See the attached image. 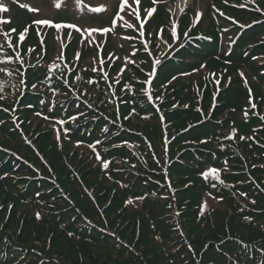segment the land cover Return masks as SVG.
<instances>
[{"label":"trees","instance_id":"16d2710c","mask_svg":"<svg viewBox=\"0 0 264 264\" xmlns=\"http://www.w3.org/2000/svg\"><path fill=\"white\" fill-rule=\"evenodd\" d=\"M93 1L82 0V2H89L90 4ZM205 1L201 0V2ZM207 2L209 4V0ZM73 3L75 11L71 14L79 21L85 14V10L78 0H73ZM149 5L150 3L145 4L147 7ZM55 6L56 4L53 7ZM212 22L214 21L212 20ZM213 32L214 25L207 29V33L212 34ZM261 38H264V23L250 32H246L237 44L231 45L232 51L227 55L221 53L217 43L219 40L213 38L212 42L214 43L208 44L203 49L198 60L203 62L210 59H221L233 69H237V67L250 69L253 73H257L259 81L264 82V64H262L264 62L253 63L255 59L261 57L260 53L264 52V41ZM117 39L118 33H115L112 38L107 39V42L111 45ZM114 46L117 47V45ZM66 59L74 62L67 50ZM15 60L13 65L7 67L4 73H12L15 63H17L16 65L21 64V59ZM45 62L46 65L41 64V73L49 76L52 80L57 79L55 75L57 67L49 63L48 60ZM31 65L34 66L35 62L32 61ZM58 66L63 69L66 68L61 64ZM82 67L80 70L84 72L80 71L79 73V69H77L80 77L76 81L77 87L82 89L79 98L82 104L62 102L63 99H56L58 95L53 83V85L46 84L44 90L34 88V91L29 92L18 82L17 85L20 89L15 90L14 84L10 87L9 81L0 76V102L18 103L22 110L29 115L30 109L36 107H38L37 114L39 113L38 110L59 112L57 117L52 120V123L55 124L52 129L44 128L40 123L34 125L29 122L34 127L33 130L47 134V136H42V142L38 141V148L41 145L44 146L48 163L56 174L60 173L57 167L62 166V177L64 178V192L59 191L60 195L56 193L47 199L45 206L48 209L38 211L30 208L27 211H21L18 207L20 204L16 202V212L20 215L30 212L33 215V217L26 215L24 218L18 216L23 229L31 231L30 237L43 235V232H39L43 229L45 239L49 240L48 244L45 243V240L39 245L35 244L34 241H17V238L5 232L9 226L4 225L5 229L0 227V264H264V163L261 159L258 160L257 149L259 148L247 147L245 150L239 149L238 151L234 145L232 152L228 154L222 152V148L215 149L206 144H199L201 141L208 143L217 135L224 134L218 129H209L213 126L205 123L192 131L189 136L187 133L178 134V130L173 135L170 134L167 137L168 141L164 143L157 141L160 135L159 127L153 125L154 129H151V126L146 125L143 130L146 136L153 138L154 142L151 140V146L153 147L152 144H155L157 147V150H152L146 142H143L144 137L140 131L134 128L129 120L123 118L129 113V109L138 110L133 105L132 97L136 100L134 104H140L141 111H144L142 106L146 105L148 101H153L154 106L165 104L162 105L164 112H161L164 114V120L167 128H169L165 133L162 131V134L166 135L175 125L179 126V118L186 119L195 116L191 112L183 115L178 112L167 113L169 105L180 106V109L187 107L186 109L191 110L192 105L198 104L202 96L211 98V91L216 85V80L212 77L208 78V75L204 77L201 75L184 76L186 78L184 85H179L174 90H168L164 95L158 89V83L155 82L157 88L155 90L150 89V91L143 89L144 97L140 98V93H134L139 89L133 87L132 92L128 90L139 77L134 80L130 79L134 73L130 69L131 67L124 65L123 68L119 69L118 78L110 77L115 95L114 100L120 106L119 110L122 117L116 114H109V116L116 122L117 128L120 127V124H124L128 130L121 135H118V132L111 133L100 143H90L89 131L93 126L94 116L87 115L83 104L90 102L97 105V102L90 99L92 97L88 95L91 89H95L96 83L86 79L90 74L86 72L83 65ZM175 67L176 65L169 63L163 66L162 70L171 71L173 74L181 71L176 70ZM110 68L111 70L115 69L114 66ZM43 69L51 71L54 76L46 73ZM32 70L33 73H30L33 74L34 79H37L41 73ZM77 72L72 77L76 76ZM90 73L92 74L91 70ZM164 76H167L165 78L167 79L168 73ZM126 78L128 81H125ZM121 88H125L126 91L123 92ZM18 90H20L19 94H17ZM232 91L235 92L232 93L233 95L231 94ZM43 95L44 98L47 96L54 99L47 101ZM7 96L12 97L7 101ZM240 96L242 98L240 102L243 106H233ZM248 99L244 89L231 87L221 100L226 104L222 107V111L235 112L242 109L245 118L246 109L249 106ZM232 100L234 102H231ZM204 101L206 102V100ZM253 102H255L253 110L255 107L261 110V117H264L263 88L261 95L259 97L255 95ZM202 108L206 111V106L202 105ZM149 109L153 110L152 107ZM218 114L215 113V116ZM168 115L170 116L168 117ZM206 115L205 117L208 118ZM228 118L231 116H226L223 120H228ZM235 118L236 115H232V121ZM200 121V117L195 116V120L190 123ZM235 121L239 122L237 128L242 129L239 136L245 138L252 123L243 121L239 117ZM156 122L159 123L158 118ZM196 130L198 131L196 132ZM230 130L233 129H226V131ZM195 132L196 135H194ZM0 136L3 139L2 133ZM11 141H13V137H9L8 142ZM18 142L19 138L16 136L17 145ZM104 142H108V145L100 150L98 146ZM132 146L142 148L141 150L137 149L142 156L144 155L147 162L142 170L128 157L132 155ZM110 149L116 150V153L111 154H119L124 165V167H120V164L113 163L110 173L115 178L114 180L119 179L118 174L122 170L123 176H121V185L112 188L107 186L113 182L110 174L101 172L106 171L111 166L108 152ZM13 160V158L8 159L4 153L0 157L1 202L6 204L7 199L5 197L11 185L9 180L4 181L1 178V174L16 175V177L10 178H16L18 181H16L18 188H20L16 192L18 197L31 189L42 188L45 190L49 187L48 183L41 181L43 177L48 178L49 176L44 168H39L42 172L40 174L34 168L26 165L27 163H22L17 157L16 162ZM30 160L32 161L28 162L36 168L38 159L30 157ZM107 163L109 166L105 167ZM205 164L209 166L204 167ZM227 165L231 167L228 170L225 167ZM147 166L159 170L158 183L136 180V176H143V173L146 176L147 172L156 173ZM125 168L127 169L124 170ZM206 169L207 171H205ZM212 169H216V173H211ZM205 173L209 174L205 176ZM75 175L79 177L76 181ZM94 175L96 177L100 175L99 181L94 179ZM167 177L169 180L166 179ZM220 178L223 179V183L220 182ZM66 185L76 189L78 187L90 189L89 192H92L94 202L100 204L129 202L131 211L126 214V218L117 224L112 223L116 234L120 233L122 237H118L116 234L102 235L108 238L103 242H97L90 237L75 234L78 231H105L111 234L113 231L108 227L99 225L98 227L87 214L90 211V208L87 207L88 200H86V205H83L81 203L82 196L76 191H70ZM240 188H243V191L238 195L237 190ZM143 195L147 199L144 201V206L139 207L138 200ZM28 196H30L29 193L21 195L22 199ZM217 196L220 201L215 204ZM219 203L225 204L223 210L218 209ZM210 204H214L215 207L212 208ZM229 207L234 210L231 214L228 212ZM115 210L116 207L107 211L108 216H115ZM125 213L121 212L119 216H124ZM2 215L4 217L5 212ZM121 222L122 225L117 228ZM85 224L94 225L96 228H88ZM125 226H127L126 229ZM49 228H54L57 231H45ZM128 232L129 238L136 241L130 247L131 253L121 251L116 244V242H121L125 247L130 246L125 243V240H129L126 236ZM71 240L77 242L78 245L71 243ZM83 240H86V243H92L98 249H112L117 256L113 260L96 256L86 244L82 243ZM63 241L66 245H63Z\"/></svg>","mask_w":264,"mask_h":264},{"label":"rangeland","instance_id":"374dc122","mask_svg":"<svg viewBox=\"0 0 264 264\" xmlns=\"http://www.w3.org/2000/svg\"><path fill=\"white\" fill-rule=\"evenodd\" d=\"M78 1L85 10V14L79 21L71 14L75 11L73 0H0V3L7 8V11L0 12V20L8 21L7 23H0V76L9 81L10 87L14 84L13 88L15 90L20 89L17 85L18 82L24 86L25 90L32 92L34 88L44 90L46 84H54L56 94L58 95L56 99H63L64 101L62 102L82 104L79 99L82 89L77 87L76 81L80 77L77 69H79L80 73L83 65L86 72L90 74L86 79L96 83L95 89H91L88 95L92 97L90 99L97 102V105L90 102L83 104L87 115L94 116L93 126L89 131V142L100 143L102 139L109 137L111 133L118 132V135H121L124 131L128 130L124 124H120V127L117 128L116 122L109 116V114L121 116L120 106L114 100L115 95L110 77L115 76L118 78L119 69L123 68L124 65L131 67L130 69L134 73L130 79L134 80L139 77L128 90L132 92L133 87H136L139 90L134 93H140V98L144 97L143 89L150 91V89L155 90L157 88L155 82L158 83V89L164 95L166 91L174 90L175 87L184 85L186 83L184 76L201 75L204 77L208 75V78L212 77L216 80V85L211 91V98L202 96L201 101L198 104L192 105L191 110L183 106L184 109H180V106L174 107L173 105H169V110H167V113L178 112L182 115L191 112L192 115L200 117V122L190 123L195 120V116L186 119L179 118V126L175 125L168 134L163 135L162 131L165 133L169 129L164 120V114L161 112H164L163 106L165 104L154 106L153 101H148L146 105L142 106L144 111H141L140 104H134L136 100L133 97V105L138 110L136 111L134 108L129 109V113L123 116V118L129 120L132 126L140 131L144 137L143 142H146L152 150H157V147L155 144H152L153 147L151 146L150 142L151 140L154 142V140L152 137L146 136L143 130L146 125L151 126V129H154L153 125H157L160 131L157 141L158 143H164L168 141L167 137L170 134L173 135L178 130V134L187 133L189 136L200 125L208 123L213 126L209 129H218L224 134L221 136L217 135L208 143L201 141L199 144H206L215 149L222 148V152L228 154L232 152L234 145H236L238 151L239 149L245 150L247 147H251L252 149H257L256 147H258V160L261 159L264 163V117H261V110L256 109V107L253 110L255 105L253 98L255 95L258 97L261 95L262 88L264 93V82L259 81L257 73H253L248 68L237 67V69H233L221 59H210L203 62H199L198 60L203 49L208 44L212 45L214 43L212 42L213 38L219 40L217 43L220 46L221 53L227 55L232 51L231 45L237 44L246 32H250L258 25L263 24L264 0H209V4L207 0L205 2H201V0H156L155 3H153V0H139V4L135 0H127L123 10L121 9L122 0H94L91 4L89 2H82V0ZM57 3H60V7H53ZM148 3L150 5L148 7L145 6ZM29 7L39 9V11H29ZM93 8H101L102 11L93 12L91 10ZM152 9L154 11L149 14V10ZM29 19L30 21H28ZM41 20H47L51 24L35 23V21ZM52 25H61V27L56 28ZM68 25H75L76 27L71 28ZM212 25H214V32L209 34L207 33V29ZM113 27L114 29H112ZM115 33H118V39L110 45L107 39L112 38ZM21 34L24 37L23 41L20 40ZM261 39L264 41V38ZM114 45H117V47ZM66 50L73 57L74 62L66 59ZM260 56V58L255 59L254 64L264 62V52L260 53ZM17 58L21 59V64L16 65L17 63H15V68L11 71L13 74L4 73L6 68L13 65ZM41 58L42 60H40ZM46 60L57 67L55 71L57 79L52 80L49 76L41 73V64L46 65ZM32 61L35 62L34 66L31 65ZM156 61H159V63H155ZM169 63H173L176 65L175 69L181 71L173 74L171 71L162 70V67ZM58 64L66 68L63 69ZM111 66H114L115 69L111 70ZM32 69L41 73L37 79L33 78ZM89 69L92 71V74ZM43 70L54 76V73H51V71ZM76 72L77 75L72 77ZM81 72L84 71L82 70ZM150 73L152 75H149ZM166 73H168L167 79H165L167 76H164ZM135 74L137 75L135 76ZM125 81H128V79L126 78ZM231 87L234 89L236 87H239L241 90L244 89L249 98V106L246 109L245 118L242 109L235 112L222 111V107L226 104L221 100L226 92L230 91ZM121 90L123 92L126 91L125 88H121ZM19 91L17 94H19ZM17 94L15 95L16 97L18 96ZM7 97L8 101L12 96ZM44 99L51 101L50 99L54 98L45 96ZM240 101H242L241 96L238 101L234 102L232 100L231 102H234L233 106L237 105L239 107L243 106ZM202 105L206 106V111L202 108ZM149 107H152L153 110L149 109ZM37 108L30 109L31 113L29 115L22 110V107L18 103L7 104L0 102V134L4 135L3 139L0 136V157L4 153L8 156V159L13 158V162H16L17 157L22 163H27L26 165L34 168L40 174L42 172L39 168H44L49 175L48 178L43 177L41 180L48 183L49 187L45 188V190L40 188L41 190L31 189L30 191L23 192L21 195L29 193L30 196L22 199L21 195L20 197L16 195V192L20 189L18 188V183L16 184V178H10L16 177V175L9 173L1 174V178L4 181L9 180L11 185L5 197L7 199L6 204L0 201V227L5 229V226H9V229L5 232L17 238V241H34L35 244L39 245V243H44V240L47 244L49 242L44 237V230H39V232H43V235H32L30 237L31 231L23 229V225L19 221L18 216L20 213L16 212V202L20 204L18 207H20L21 211H27L30 208L38 211L48 209L45 206L47 199L56 193L59 194V191L64 192V178L62 177V166L57 167L60 173L56 174L48 163L47 154L44 153V146L41 145L38 148V141L42 142V136H47V134L33 130L34 127L30 124V122L34 125L40 123L44 128L52 129L55 125L52 123V120L57 117L59 112L38 110L39 113L37 114ZM46 111H48L47 114ZM215 113L219 114L215 116ZM234 114L236 118L232 121V115ZM229 115L231 118L223 120L226 116L230 117ZM156 117L159 119V123L156 122ZM237 117L243 121L246 120L248 123H252L244 139H241L242 136H239L242 129L237 128L239 125V122L235 121ZM228 128H232L233 130L226 131ZM196 132L194 135H196ZM226 132L228 133L226 134ZM16 136L19 138L18 145L16 144ZM9 137H13V141L8 142ZM135 138L140 140L138 137ZM107 145L108 142H104L98 148L102 150ZM133 145L136 144L133 143ZM137 149L141 150L142 148L132 146V155L128 157L142 170L147 162L144 155L142 156ZM161 150L164 151V149ZM115 151V149L108 150L111 166L106 171H101L104 174H110L111 181H113L110 182V186L107 185L110 188L121 185V176H123L122 170L118 174L119 179L114 180L115 178L110 173L113 163L124 167L119 154H111L116 153ZM30 157L38 159L36 168L32 163L28 162L32 161ZM226 163L228 162L226 161ZM106 165L109 166L108 163ZM207 166L209 165H204V167ZM147 167L156 173L147 172V176L143 173V176H136V180H148L158 183L157 175L159 170L150 166ZM225 167H227L226 170L231 168L228 165ZM77 178H79L78 175H75V181ZM94 179L99 181L100 175H97V177L94 175ZM166 179L169 180L168 177ZM220 182L223 183L222 178H220ZM68 187L70 191H76L82 196L81 203L83 205H86V200H88L87 207L90 208L91 212H85H87L88 216L91 217L90 219L97 226L108 227L113 231L111 234L105 231H78L75 233L74 231L67 230L68 232L80 234L83 237H90L97 242H103L108 237L102 235L111 236L116 234L112 223H119L131 211L129 202L120 204L105 202L104 204H100L94 202L92 192H89L90 189L80 187L77 189L73 187V189L72 186ZM242 191L243 188L238 189L237 194L239 195ZM146 199L144 195L139 198V207L144 206ZM215 200V204L220 201L218 196ZM234 205L236 207L235 203ZM210 206L212 208L215 207L214 204H210ZM114 207H116L115 216H108L107 211L114 209ZM224 207V203L218 204L219 210H223ZM4 212L5 216L3 217L2 213ZM121 212L126 213L124 216H119ZM228 212L231 214L234 210L229 207ZM26 215L27 217H33L30 212L26 214L22 213L20 217L24 218ZM4 222L7 223L2 224ZM85 225L88 228L95 227L94 225ZM121 225L122 222L117 228ZM45 231L56 232L57 230L49 228ZM116 235L122 237L120 233ZM126 236L129 240H125V243L130 246L125 247L121 242H116V244L121 251L131 253L130 247L136 241L129 238V232ZM70 242L78 245L73 240ZM82 243L86 244L88 249H91L96 256L112 260L117 256L116 252L112 249L95 248L92 243H86V240H83ZM63 245H66L64 241ZM69 246L71 245L69 244ZM72 247L76 248L75 246ZM137 251L139 252V250Z\"/></svg>","mask_w":264,"mask_h":264},{"label":"snow or ice","instance_id":"6c2138e0","mask_svg":"<svg viewBox=\"0 0 264 264\" xmlns=\"http://www.w3.org/2000/svg\"><path fill=\"white\" fill-rule=\"evenodd\" d=\"M127 2V0H122V4H121V9L123 10V7H124V4ZM135 2L137 4H139V0H135ZM156 0H153V3H155ZM56 7L59 8L60 7V3H57L56 4ZM93 12H100L102 11L101 8H93L91 9ZM259 11V9H257ZM4 11H7V8L3 6L2 3H0V12H4ZM29 11H39V9H32L29 7ZM154 11V9L152 10H149V14H151V12ZM8 21H3V20H0V23H7ZM35 23L37 24H44V25H50L51 22L47 21V20H41V21H35ZM56 28H60L61 25H52ZM143 27V25H141ZM68 27H71V28H75L76 26L75 25H68ZM14 31V30H13ZM25 31H27V29H25ZM104 31H107V30H104ZM24 37H23V34H21L20 36V40L23 41ZM155 63H159V61H156ZM149 75H152L151 73ZM241 139H244V137H241ZM105 167H107V165L105 164ZM211 173H216V169H212L211 170ZM209 173H205L204 175L207 176Z\"/></svg>","mask_w":264,"mask_h":264}]
</instances>
